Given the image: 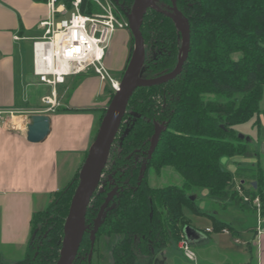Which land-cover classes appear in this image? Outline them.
Wrapping results in <instances>:
<instances>
[{"label":"trees","instance_id":"trees-1","mask_svg":"<svg viewBox=\"0 0 264 264\" xmlns=\"http://www.w3.org/2000/svg\"><path fill=\"white\" fill-rule=\"evenodd\" d=\"M66 1L70 8L73 0ZM134 3L135 0H120L116 16L126 18ZM155 4L141 27L146 47L143 77L147 79L173 72L182 48L181 34L171 18L172 0H155ZM177 5L191 29L188 59L177 79L139 88L131 97L100 186L88 208V232L79 251L85 259L91 249L89 231L108 193L116 187L119 191L112 202L114 208L96 237H121L112 246V264H156L170 242L183 241L184 229L190 224L184 209L211 217L199 208L198 195L193 193L207 190L212 201L248 207L253 212L254 207L244 202L243 196H258L264 206L262 168L232 173L224 164V159L254 155L250 143L239 137L235 127L256 115L264 116L260 109L264 0H177ZM81 11L85 15L101 12L98 4L87 0ZM132 40L134 43L133 37ZM112 98L113 94L109 104ZM105 114L106 109L102 119ZM156 125L162 132L149 160ZM166 168L184 180L183 187L155 188L149 184L150 170L161 173ZM80 170L43 211L33 215L26 255L15 264L58 263ZM247 173L256 179L252 192L242 183ZM213 221L218 230L227 229L226 224ZM0 264H6L1 255Z\"/></svg>","mask_w":264,"mask_h":264},{"label":"crops","instance_id":"crops-1","mask_svg":"<svg viewBox=\"0 0 264 264\" xmlns=\"http://www.w3.org/2000/svg\"><path fill=\"white\" fill-rule=\"evenodd\" d=\"M49 18L48 0H0V112L3 113L0 119V255L6 264L22 261L31 239L33 215L45 209L55 193L65 188L82 168L112 94L110 83L102 81L92 69L69 76L56 87L42 83L34 74L33 43L44 36L45 30L40 24ZM130 33V28L116 31L107 49L119 48L116 61L108 53L105 59L113 77L115 71L116 76L122 74L130 59ZM45 98L52 99L55 105L44 102ZM35 115L51 118L50 134L41 143L27 139V122ZM256 123L252 127L255 135L249 142L254 155L224 159L232 173L257 167L264 172L263 114L257 116ZM238 128L240 132L244 129L243 125ZM238 128L235 127L236 132ZM242 183L252 192L256 179L247 173ZM205 191L201 197L213 205L209 210L202 208L213 217H208L210 225L199 227L189 217L183 241L170 242L157 261L192 264L180 249L184 242L196 254L198 264H264V226L262 233L256 227L251 228L255 238L248 242L247 252L242 255L226 251L227 237L221 236L239 234L234 218L254 212L229 202L219 204L210 200L209 192ZM199 217H195L197 224ZM214 219L226 224L227 229L218 230Z\"/></svg>","mask_w":264,"mask_h":264},{"label":"water","instance_id":"water-1","mask_svg":"<svg viewBox=\"0 0 264 264\" xmlns=\"http://www.w3.org/2000/svg\"><path fill=\"white\" fill-rule=\"evenodd\" d=\"M119 6L120 0H113ZM173 14L171 18L175 22L181 37L182 48L180 59L175 70L169 74L154 79L143 77L146 63V47L144 37L141 31L143 20L151 8H156L155 0H135L130 13L126 14L129 22L130 31L134 38V51L131 55L127 69L123 75L119 90L112 98L106 114L102 119L98 133L92 144L88 156L79 173V184L73 196L68 217L64 227V239L60 258L57 264H74L84 237L87 233L86 217L91 200L97 192L103 172L107 166L110 152L114 141L119 134L123 119L127 113V108L134 92L139 88H151L167 84L177 79L182 73L185 62L188 59L191 48V29L183 13L179 10L177 0H172ZM51 131V118L45 115H35L30 119L28 125L27 139L31 143L43 142ZM128 128L122 141L128 135ZM161 127L155 126L148 159L151 160L158 145L161 136ZM239 137L247 142L251 139L243 135ZM146 169V166L144 167ZM256 185V183L254 184ZM118 193V188L110 192L102 205L91 234L92 250L96 242V236L107 219L108 212L114 208L110 204ZM192 200L194 198L192 197ZM92 255V252H91ZM91 258V256H90ZM156 264H160L156 260Z\"/></svg>","mask_w":264,"mask_h":264},{"label":"built area","instance_id":"built-area-1","mask_svg":"<svg viewBox=\"0 0 264 264\" xmlns=\"http://www.w3.org/2000/svg\"><path fill=\"white\" fill-rule=\"evenodd\" d=\"M84 1L86 0H73L69 8L66 0H48L50 18L40 24L45 34L33 43L34 74L42 83L56 87L64 83L67 77L92 69L102 81L109 82L116 93L120 82L111 75L105 65V59L114 33L129 29V22L124 17L116 16L113 0H106L108 3L105 6L100 0H87L100 7L101 12L92 15L82 13L81 6ZM43 101L55 105L50 98ZM2 114L0 112V119ZM5 124L8 125V120H5ZM29 124L30 119L27 122V125ZM243 201L252 204L255 213L259 214L256 230L260 232L264 223L261 198L243 196ZM180 249L188 262L198 264L196 254L186 243L183 242Z\"/></svg>","mask_w":264,"mask_h":264},{"label":"rangeland","instance_id":"rangeland-1","mask_svg":"<svg viewBox=\"0 0 264 264\" xmlns=\"http://www.w3.org/2000/svg\"><path fill=\"white\" fill-rule=\"evenodd\" d=\"M100 1L103 4V6H105V4L108 3V1H106V0H100ZM110 6L112 7L111 3H110ZM116 8H117V6H116ZM70 14H71V12H70ZM122 34L123 33L121 32L119 34V36L122 35ZM131 36L133 37L132 34H131ZM115 43H116V41H115ZM134 45H135V42L133 43V40H131V43H130V47L132 49L131 55H132V53L134 51ZM117 49L119 50V48H117L116 46H113L111 48V50L107 51L109 56L112 58L111 59L112 61H116V59L119 56V53H118ZM112 71L113 72L115 71L114 68H113ZM124 71H125V69H124ZM123 72H122V74H123ZM122 74L116 76V71L114 72V77L120 83H121V80L123 78ZM112 94H113V97H114L115 92L113 90H112ZM108 107H109V105L107 106V108ZM107 108H106V110H107ZM260 109L264 110V86H263L262 100H261V104H260ZM256 121H257V115L254 118H252L250 121L241 124L244 127L242 132H240V130H239L240 127L238 128V126H236L238 128L237 129L238 135H243V136H245L247 138H251L252 136H254L255 132L252 131V127L255 125ZM255 129H257V128H255ZM260 150H261V153L263 154L262 145H261V149ZM261 156L263 157V155H261ZM224 164L226 165V163H224ZM148 181H149V184L152 187H155V188H165V187H168V186L183 187V185H184V180L170 168L164 169L161 173L156 172L154 169L150 170L149 175H148ZM202 192H206V191L205 190H203V191L201 190V192L193 193V194L194 195L196 194V196L198 195V200L196 202H197L199 208L202 211H204L203 209H205V208H206V210H209V207L212 208L211 206H213L212 202L209 201L208 199H203L201 197V195H203ZM53 199H52V201H53ZM214 208H216V207H214ZM43 210H44V208L42 209V211ZM184 213H185L187 218H189V217L192 218V219L194 218V221L196 220L194 222L195 225H198L199 227H202V226L205 227V226L210 225V218H208L206 216L199 217L198 215L194 214L190 209H184ZM195 215L199 217V219H198L199 220V224H197V219H195V217H196ZM223 217L227 218V216H223ZM233 217H236V216H233ZM233 224L239 230L240 233L237 234V235H228V236H227L226 233H223L225 235H221V236H226L227 237L226 238L227 245H224L226 247V251H228L231 254L234 253L236 255H242V254L247 252L246 249H247L248 242L249 243L253 242L252 240H254V238H255V234L253 233L254 230H251V228L252 227H256L257 228V226L259 225V214L257 212L256 213L254 212V214L247 213V214H245V216H240L238 218H234ZM263 226H264V223L261 226L262 231H263ZM259 233H262L261 230H260ZM230 236H232V237H230ZM120 239H121V237L118 236V235H114V236H111V237L107 236V235L99 236L97 241H96V243H95V252H94V254L92 256V264H112V246L114 244L118 243L120 241ZM173 243H175V242H173ZM198 251L199 250H196L199 258L202 259V255L199 254ZM24 257L25 256H23V258ZM176 264H183V263H180L179 261H176Z\"/></svg>","mask_w":264,"mask_h":264},{"label":"flooded vegetation","instance_id":"flooded-vegetation-1","mask_svg":"<svg viewBox=\"0 0 264 264\" xmlns=\"http://www.w3.org/2000/svg\"><path fill=\"white\" fill-rule=\"evenodd\" d=\"M172 10H173V7H172ZM116 188H118V191H119V187H116ZM115 189V188H114ZM113 189V190H114ZM112 190V191H113ZM111 191V192H112ZM110 193V192H109ZM108 193V194H109ZM118 194V193H117ZM108 196V195H107ZM107 198V197H106ZM113 202V201H112ZM112 206V203L110 204V206L109 207H111ZM101 209V208H100ZM100 212V211H99ZM98 217V216H97ZM97 219V218H96ZM95 223V222H94ZM93 227H94V225H93ZM93 229V228H92ZM92 230H90L89 231V236H90V240H91V234H90V232H91ZM87 232H88V229H87ZM87 234V233H86ZM97 237V236H96ZM96 241H97V238H96ZM96 243V242H95ZM81 249V248H80ZM80 251V250H79ZM91 252H92V255H91ZM94 252H95V245H94V248H93V250H92V245H91V249H90V251H89V253L87 254V259H85V255L82 257V256H80L79 255V253H78V256H77V258H76V260H75V262H74V264H92V256H93V254H94ZM162 254V253H161ZM90 256H91V258H90Z\"/></svg>","mask_w":264,"mask_h":264},{"label":"bare ground","instance_id":"bare-ground-1","mask_svg":"<svg viewBox=\"0 0 264 264\" xmlns=\"http://www.w3.org/2000/svg\"><path fill=\"white\" fill-rule=\"evenodd\" d=\"M22 123V122H21Z\"/></svg>","mask_w":264,"mask_h":264}]
</instances>
